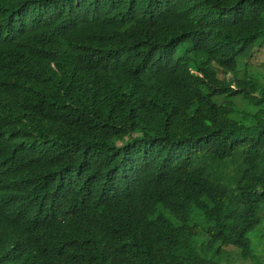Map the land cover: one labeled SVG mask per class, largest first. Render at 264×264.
Masks as SVG:
<instances>
[{"label": "trees", "instance_id": "1", "mask_svg": "<svg viewBox=\"0 0 264 264\" xmlns=\"http://www.w3.org/2000/svg\"><path fill=\"white\" fill-rule=\"evenodd\" d=\"M263 51L264 0H0V264H262Z\"/></svg>", "mask_w": 264, "mask_h": 264}, {"label": "rangeland", "instance_id": "2", "mask_svg": "<svg viewBox=\"0 0 264 264\" xmlns=\"http://www.w3.org/2000/svg\"><path fill=\"white\" fill-rule=\"evenodd\" d=\"M251 72L255 77H261L264 82V51L259 53L257 58L253 61ZM244 73L245 67L241 64L239 67V76L241 77ZM247 96H250V94H247ZM240 177L241 175H238V178ZM204 240H207V237H205ZM251 240L257 255L260 257L261 263L264 264V221L262 226L251 235ZM225 250L226 255H224L223 259L224 264H252L250 261H244L240 257V253L235 249L234 251H231L232 249ZM230 252H232V255Z\"/></svg>", "mask_w": 264, "mask_h": 264}]
</instances>
